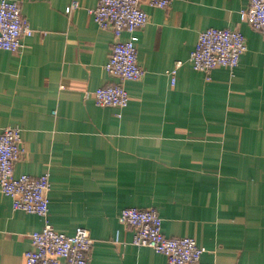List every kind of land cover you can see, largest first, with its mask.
Segmentation results:
<instances>
[{
    "label": "crops",
    "instance_id": "0c3cea01",
    "mask_svg": "<svg viewBox=\"0 0 264 264\" xmlns=\"http://www.w3.org/2000/svg\"><path fill=\"white\" fill-rule=\"evenodd\" d=\"M11 1L36 33L20 53L0 49V132L22 129L16 175L49 173L51 225L88 229L92 264H169L119 220L124 208L154 209L166 236L205 248L198 264H264V35L242 15L249 0L145 5L147 25L123 34L146 71L124 83L123 109L94 98L118 81L105 70L114 35L89 14L98 0ZM208 28L245 36L235 69L190 63ZM45 222L0 189V264H23Z\"/></svg>",
    "mask_w": 264,
    "mask_h": 264
},
{
    "label": "built area",
    "instance_id": "2783aa9c",
    "mask_svg": "<svg viewBox=\"0 0 264 264\" xmlns=\"http://www.w3.org/2000/svg\"><path fill=\"white\" fill-rule=\"evenodd\" d=\"M176 0H98L89 14L95 23L114 35L106 72L117 79L94 91L96 104L102 107L126 108L129 93L126 81L141 80L146 71L138 61V49L124 33L144 28L149 15L144 6L168 9ZM80 8L73 1L70 9ZM249 25L264 35V0H249L242 11ZM36 30L23 15L20 4L0 0V49L20 53L23 39ZM247 51V42L239 29L208 28L199 34L195 49L190 55L194 69L209 75L217 67L235 69ZM181 62L177 63V68ZM175 75V71L172 72ZM26 154L22 129L6 127L0 132V189L12 199L13 208L36 214L45 219L41 231L30 234L32 249L24 255L23 264H92L90 252L94 240L86 228L73 234L57 231L49 222V173L41 176L15 175V164ZM121 224L133 230L132 244L149 247L167 257L169 264H198L205 248L192 237H167L162 231L163 220L154 209L124 208L119 216Z\"/></svg>",
    "mask_w": 264,
    "mask_h": 264
},
{
    "label": "trees",
    "instance_id": "16d2710c",
    "mask_svg": "<svg viewBox=\"0 0 264 264\" xmlns=\"http://www.w3.org/2000/svg\"><path fill=\"white\" fill-rule=\"evenodd\" d=\"M16 175V174H15ZM16 176H19V175H16ZM168 237V236H167Z\"/></svg>",
    "mask_w": 264,
    "mask_h": 264
}]
</instances>
